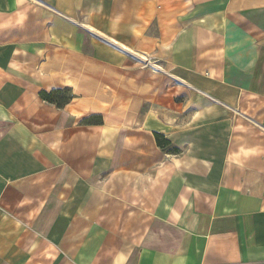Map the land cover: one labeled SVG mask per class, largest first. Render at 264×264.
Masks as SVG:
<instances>
[{"label":"crops","instance_id":"1","mask_svg":"<svg viewBox=\"0 0 264 264\" xmlns=\"http://www.w3.org/2000/svg\"><path fill=\"white\" fill-rule=\"evenodd\" d=\"M0 264H264V0H0Z\"/></svg>","mask_w":264,"mask_h":264},{"label":"trees","instance_id":"2","mask_svg":"<svg viewBox=\"0 0 264 264\" xmlns=\"http://www.w3.org/2000/svg\"><path fill=\"white\" fill-rule=\"evenodd\" d=\"M39 96L43 101L55 105L57 108L64 107V105L67 104L72 98L71 93L68 89L53 90L48 93L42 91ZM154 136L156 144L160 148L166 149L170 153H177L178 150L174 147H171L169 141L165 139L162 135L155 134Z\"/></svg>","mask_w":264,"mask_h":264}]
</instances>
